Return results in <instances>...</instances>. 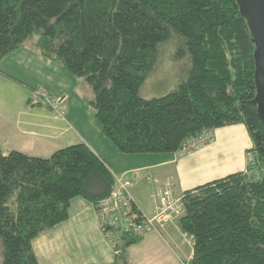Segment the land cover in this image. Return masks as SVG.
<instances>
[{"label": "trees", "instance_id": "1", "mask_svg": "<svg viewBox=\"0 0 264 264\" xmlns=\"http://www.w3.org/2000/svg\"><path fill=\"white\" fill-rule=\"evenodd\" d=\"M33 36L42 56L89 85L101 131L120 152L174 153L204 129L243 123L264 161L255 47L237 0H0V61ZM174 38L176 57L188 60L185 78L143 98L158 46ZM114 185L85 143L48 157L0 150V264H38L32 240L68 218L74 197L97 205ZM182 203L188 264H264V176L232 173L186 191ZM120 238L113 264H130L124 249L141 237Z\"/></svg>", "mask_w": 264, "mask_h": 264}, {"label": "crops", "instance_id": "2", "mask_svg": "<svg viewBox=\"0 0 264 264\" xmlns=\"http://www.w3.org/2000/svg\"><path fill=\"white\" fill-rule=\"evenodd\" d=\"M33 46L24 43L0 61L2 153L17 150L48 157L57 149L85 143L106 162L113 177L124 175L129 179L131 195L146 215L153 214L157 193L166 182L171 183L174 195L180 196L199 185L248 170L247 153L253 143L243 123L214 128L206 144L183 153L117 151L102 133L89 105L90 87L58 62L42 56L35 42ZM35 87L64 100L63 116L47 106L29 102ZM163 231V238L153 231L140 236L127 249L141 246L142 251L132 256L125 248L124 258L130 264H179L165 245L169 238L183 256L180 264H188L192 242L188 246L180 242L181 231L176 223L167 224ZM124 244L125 239L110 241L103 235L93 203L79 196L70 201L66 220L44 230L31 242L38 264H113L121 255L120 248L114 245ZM159 247L166 250L162 252Z\"/></svg>", "mask_w": 264, "mask_h": 264}, {"label": "built area", "instance_id": "3", "mask_svg": "<svg viewBox=\"0 0 264 264\" xmlns=\"http://www.w3.org/2000/svg\"><path fill=\"white\" fill-rule=\"evenodd\" d=\"M29 102L33 105H46L56 113L61 112L59 98L52 96L42 87L31 90ZM212 137L211 129H204L199 134L187 139L179 153L187 152L206 144ZM248 159L251 174L255 177L264 176V161L258 163L256 153L249 150ZM115 185L112 192L105 199L94 205L97 213L98 224L103 235L110 241L120 237H138L148 232L160 234L165 226L175 218L180 217L183 212L182 197L175 196L170 182L159 189L157 193V205L152 215H146L134 201L130 187L131 183L124 175L115 176ZM182 236L191 242L192 237L183 232Z\"/></svg>", "mask_w": 264, "mask_h": 264}, {"label": "rangeland", "instance_id": "4", "mask_svg": "<svg viewBox=\"0 0 264 264\" xmlns=\"http://www.w3.org/2000/svg\"><path fill=\"white\" fill-rule=\"evenodd\" d=\"M35 40H36V36H33L32 38L28 39L26 41L27 46L30 48L32 47L34 48L33 43L35 42ZM179 45H180V41L174 38L158 46L157 62L154 65L152 71L150 72L149 77L147 78V80L144 82V84L140 88V95L143 98L150 99L153 97H160L166 94L167 92L173 90L176 87V85L179 83V81L185 78L186 72H187L188 60L186 57L184 58L176 57V52H177ZM86 85L87 87H89L87 83ZM89 90L91 91V88H89ZM59 100L61 102V112L60 113L57 112V113L63 116L64 100L61 98H59ZM247 163H248V166H250V162L248 159V153H247ZM260 163L262 164L263 162H260ZM249 171L247 170V172ZM177 219L178 218L172 219L169 223L172 222V223L177 224ZM182 233L183 232L181 231L179 235L180 242L188 246V243L190 244L191 242H188L187 239L182 236ZM160 234L163 238L164 231H162ZM165 245L167 249H169L170 254L175 257L176 261H178L179 264L183 262L182 261L183 256L179 248H177L175 243H173L168 238V243H165ZM159 248L158 250L162 252L166 250L163 247H159ZM127 250L129 249L126 248V251ZM129 251L132 254V256H135L138 252L142 251V248L141 246H133V248H131Z\"/></svg>", "mask_w": 264, "mask_h": 264}, {"label": "water", "instance_id": "5", "mask_svg": "<svg viewBox=\"0 0 264 264\" xmlns=\"http://www.w3.org/2000/svg\"><path fill=\"white\" fill-rule=\"evenodd\" d=\"M240 15L246 20L254 45L255 95L252 103L264 127V0H237Z\"/></svg>", "mask_w": 264, "mask_h": 264}]
</instances>
